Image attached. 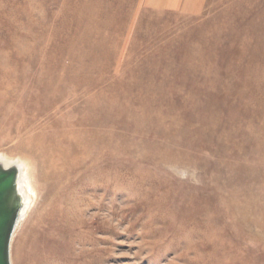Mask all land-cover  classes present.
<instances>
[{
	"label": "rangeland",
	"instance_id": "obj_1",
	"mask_svg": "<svg viewBox=\"0 0 264 264\" xmlns=\"http://www.w3.org/2000/svg\"><path fill=\"white\" fill-rule=\"evenodd\" d=\"M0 154L11 264H264V0H0Z\"/></svg>",
	"mask_w": 264,
	"mask_h": 264
},
{
	"label": "bare ground",
	"instance_id": "obj_2",
	"mask_svg": "<svg viewBox=\"0 0 264 264\" xmlns=\"http://www.w3.org/2000/svg\"><path fill=\"white\" fill-rule=\"evenodd\" d=\"M122 30H123V28H122ZM117 34H118V32H117ZM57 84H58V82H57ZM52 88H54V87L52 86ZM80 129H82V128H80ZM75 130H77V129H75ZM84 138H86V137H84ZM70 142H71V145H74V144H72L73 142L71 140H70ZM67 143H69V142H67ZM68 145L66 147H68ZM33 148L35 149V147H33ZM68 149H69V147H68ZM59 150H61V148ZM72 150L74 151L73 147H72ZM50 151H51V153L54 152V150H49V152ZM76 153H78V152H76ZM46 155H47V153H46ZM48 156H50V155H48ZM63 156L59 157V159L56 160V161H54V160L48 161V163L50 165V168H51V172L50 173H52L55 176H59V175L63 174V172H64V168H65L66 162L64 161ZM52 158L54 159V157H52ZM67 165H69V163ZM0 166H2L5 169L14 167V168H16L18 170L17 188H18V193H19V195L21 197L22 204H23L22 205V210H21V213H20V217L18 218L17 225H16V227L14 229V232H13L11 240H10V247H11V242H12L13 238L15 237V234L17 233V230L20 227L21 222L24 220V217L27 214V212L32 207H34V205H35V203L37 201V190H36V187H35L34 181H33V168H32L33 166L31 167L30 163H28L27 160H24V159H21V158H17V157H8L5 154H0ZM57 169H63V171L62 170H57ZM35 238H36V236H35ZM40 243H41V241H39V239H33V238H30L29 242H28V240L26 241V251H25V253L23 255L24 257L21 260L22 264H46V263H50V257L52 256V254H50L51 253L50 252L51 251L50 250V246H48L47 244H42V248H39V244ZM10 247H9V261H10V264H11Z\"/></svg>",
	"mask_w": 264,
	"mask_h": 264
},
{
	"label": "water",
	"instance_id": "obj_3",
	"mask_svg": "<svg viewBox=\"0 0 264 264\" xmlns=\"http://www.w3.org/2000/svg\"><path fill=\"white\" fill-rule=\"evenodd\" d=\"M17 180L16 168L0 166V264H10V240L22 210Z\"/></svg>",
	"mask_w": 264,
	"mask_h": 264
}]
</instances>
